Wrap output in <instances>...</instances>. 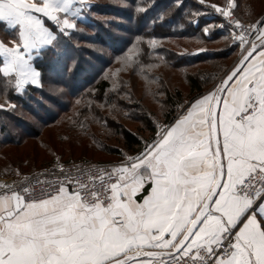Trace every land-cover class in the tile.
Masks as SVG:
<instances>
[{
  "label": "snow or ice",
  "instance_id": "6c2138e0",
  "mask_svg": "<svg viewBox=\"0 0 264 264\" xmlns=\"http://www.w3.org/2000/svg\"><path fill=\"white\" fill-rule=\"evenodd\" d=\"M93 7L0 0V29L11 36L0 39L3 92L42 85L36 61L61 56V38ZM206 7L222 19L205 35L227 31L239 49L232 66L177 102L171 119L153 120L134 154L105 168L56 157L50 169L0 182V264H264V15L242 21L232 0Z\"/></svg>",
  "mask_w": 264,
  "mask_h": 264
},
{
  "label": "rangeland",
  "instance_id": "374dc122",
  "mask_svg": "<svg viewBox=\"0 0 264 264\" xmlns=\"http://www.w3.org/2000/svg\"><path fill=\"white\" fill-rule=\"evenodd\" d=\"M147 1L146 3L145 0L135 1L136 15L144 12L146 9H153V6H157L159 3L163 4L167 0ZM170 1L173 2V0ZM193 1L200 9L203 8L204 11L210 10L206 5L213 4L210 3L213 0H205L204 5L200 4L199 0ZM104 2L105 0H102V3L92 0L94 7L87 17L83 19L82 23L92 24V18H95L96 22L101 23L103 28L107 29V34L113 37V41L120 42L119 45L122 48V42L131 38L124 34L120 25L124 23L125 29L130 30L131 25L133 26L134 24L116 18L111 19L108 16H97L95 11L108 12V9L103 5ZM250 2L255 13L254 17L258 19L264 15V0H250ZM224 3H218L217 5L222 6ZM138 7L142 9L139 12L137 11ZM229 10L234 13V10L230 8ZM209 14L208 17H210ZM234 15L236 16L235 13ZM242 21L249 22L243 19ZM142 40V38H139L131 42L125 47L121 55L113 56L111 52L107 51L106 48L100 47L98 43L94 44V46L83 45L84 50L79 49V52H76V56L89 52L98 57L105 56V61L108 64L103 72L102 78L107 80L110 85L102 94V99L98 98L92 90L89 92L86 91L84 95L82 93L81 95L70 94L71 91L80 88V82L83 78L82 73H79L80 69L78 71L73 64H71L69 73L75 78L72 79L67 73L63 79H60L62 85H55L53 84L54 82L50 81L51 83L42 82L41 87L36 89H27L26 93L19 95L24 96L22 98L23 100L25 99L24 103L9 100L6 97L3 98V96L0 97V103L7 101V106L4 109H0V126L3 125L6 131H8L6 132L7 137L18 139L20 143L18 146L6 147L2 150V157H0V180L17 178L21 174L36 172L42 167L52 165L56 157H60L62 162L68 163L80 161L83 163L87 161L90 163L99 162L110 164L119 161L122 159L121 151L125 153L130 152L125 151L120 137L112 135L111 131L114 130L112 125L114 123L117 126L122 125L126 127L133 133H136L137 136L149 137L150 133L144 130V126L142 129V123L133 122L134 116L138 115L136 113L139 111V105L147 107L152 114V120L160 119V110L155 103L154 93H152L153 89L150 90L153 83L149 84L139 69L140 62L138 58L141 52L137 44H141L143 42ZM61 41L65 45V43L73 42L74 39L71 36L62 37ZM96 41L95 38L92 40V42ZM174 42L176 43V41ZM64 45H59L57 51L60 53H69L70 49L66 48V46L64 47ZM147 46H150L149 42H147ZM196 50L198 49H193L190 53L193 54ZM201 50L207 51L208 49L201 47ZM238 51L239 49H237ZM48 54H50V60L56 63L57 56L52 52ZM236 54L231 60L226 61L227 69L236 60ZM125 57H128L127 63L124 62ZM86 58L89 65L95 63L89 57ZM60 59L59 64L62 66V61L65 58H62L61 61ZM58 69L61 70V67ZM89 69L88 67L86 71ZM168 69L165 67L162 71L167 76L171 88L178 86L183 94L186 95L184 92L186 85L184 84L183 78L174 75ZM74 79L77 80V85L73 84L75 83L73 82ZM76 101H79V103H76ZM13 104L15 108L11 107ZM21 104L24 106L27 105V107L25 106L27 110L24 111V106ZM60 104L62 106L67 104L64 109L65 113L62 112V109L60 110ZM113 105L115 106V110H113ZM48 114L52 116L58 114V119L54 122L53 120L50 121L49 117L46 118ZM46 119L50 121L47 124H45ZM82 119H86L87 121L81 124ZM76 121H79V123H76ZM105 121H107L106 125L104 123ZM88 123L91 124L90 128H84V126H89ZM19 127L21 130L18 134L16 130ZM28 130L29 133L31 131L34 132L32 138L28 137L27 134L25 136H18L23 135ZM2 137L0 136V139ZM64 137H68V139H64ZM116 151L118 154H115Z\"/></svg>",
  "mask_w": 264,
  "mask_h": 264
},
{
  "label": "trees",
  "instance_id": "16d2710c",
  "mask_svg": "<svg viewBox=\"0 0 264 264\" xmlns=\"http://www.w3.org/2000/svg\"><path fill=\"white\" fill-rule=\"evenodd\" d=\"M96 1L102 3V0ZM135 1L136 0H105L103 5L108 9V12L103 13L101 11H95L97 16H108L111 19L116 18L134 24L133 26L131 25L130 30L125 29L124 23L120 25L124 34L131 38L122 42V48L119 45L120 42L113 41V37L107 34V29L103 28L101 23L96 22L95 18H92V24L78 22L79 30L73 32L71 35L74 39L73 42L71 41L64 45L61 41L60 45H64V47L66 46V48L70 49L69 53H62L61 56L56 57L57 62L53 63L49 58V52H45L36 63L42 71V82L48 83L52 81L55 85L61 84L60 79H63L67 73L72 79L75 78L69 73L71 64H73L78 71L80 69L79 73H82L84 79L82 78L80 82V88L71 91L70 94L81 95L82 93L84 95L86 91L89 92L92 90L98 98L102 99V94L110 85L107 80L102 78L103 72L108 64L105 61V56L98 57L91 52H89L90 54L85 53L76 56V52H79V49L83 51V45L94 46V44L98 43L100 47L106 48L113 56L121 55L126 46L136 39L142 38L143 42L137 44L141 52L138 58L140 62L139 69L142 75L147 79V82L149 84L153 83L150 90L153 89L152 93H154V100L159 107L160 113L162 106L165 112L168 113L167 118L160 114V119H171L176 113L175 105L177 102L187 103L198 93H204L211 88L214 83L218 82L219 77L227 70L226 61L234 57L237 48H232L230 40L224 38L229 35L227 31L218 28L214 29L211 38L206 36L203 32V28L206 24L218 23L217 20L208 17L211 8L210 10L204 11L203 8L200 9L193 0H183V6L177 7L174 2L167 0L163 4L159 3L157 6H153V9H146L144 12H140V14L136 15ZM233 1L235 5L234 13L239 19L247 21L257 19L254 17L255 13L250 0ZM223 2H225V0H213L210 3L220 4ZM197 12L201 13V15L196 16L195 13ZM197 21H199V23H197ZM94 38L97 40L96 42H92ZM152 38L156 40L155 48H152L151 45L147 46V42ZM174 41H176V43ZM201 47H206L208 50L202 51ZM193 49L198 50L194 51L192 54L190 52L191 50L193 51ZM61 57L65 58L62 61V66L59 64V59ZM86 57H89L91 61L93 60L95 63L89 65ZM150 64L153 66L148 67ZM59 67H61V70L58 69ZM88 67L90 69L86 71ZM165 67L169 68L168 70L174 75L183 78L184 84L186 85V90L184 91L186 95L183 94L178 86H173V88H171L167 76H165L162 71ZM73 82H75L73 84L77 85V80L74 79ZM28 89L30 90L32 88L29 87ZM2 96L3 98H9V100L20 101L19 103H24L25 101V99H22L24 96H19L12 91L5 94L3 89L0 88V97ZM67 104L64 106L60 104L59 106L63 113H65L64 109ZM25 106L27 107V105ZM25 106L23 108L24 111L27 110ZM136 114L138 115H135L136 117L134 116L133 122L142 123V129L144 126V130L151 135L153 131L152 114L147 107L141 105H139V111ZM57 116L58 114L56 116L48 114L46 118L49 117V120H53L54 122L58 119ZM49 120L46 119L45 124H47ZM86 121V119H82L81 124H84ZM88 124L89 126H84V128L89 129L91 124ZM112 127L114 129L111 128V130H113L111 131L112 135L120 137L125 151L135 153L140 146L137 140V134L122 125L117 126L116 123H114ZM20 130L19 127L16 132L19 134ZM6 132H8L6 128L1 125L0 136L3 137L0 139V157H2V150L4 148L18 146L20 144L18 139L7 137ZM33 133V131L29 133L28 130L25 131L23 135L18 136H25L27 134L28 137L32 138ZM115 154H118V152L116 151ZM84 162L90 163L87 161Z\"/></svg>",
  "mask_w": 264,
  "mask_h": 264
},
{
  "label": "built area",
  "instance_id": "2783aa9c",
  "mask_svg": "<svg viewBox=\"0 0 264 264\" xmlns=\"http://www.w3.org/2000/svg\"><path fill=\"white\" fill-rule=\"evenodd\" d=\"M209 16H210V18L217 20V21H218V24L221 22V19H222V18H221V17L219 16V14L216 13L213 9L210 11ZM69 163H71V162H69ZM75 163H77V164H82V162H75ZM83 163H86V162H83ZM65 164H68V163H65ZM86 164H88V165H93V164H95L96 166H98V167H100V168H105V167H108V166H109L108 163H99V162H97V163H86ZM51 167H52V165H49V166H46V167H42L40 170H38V171H36V172H37V173H38V172H42V171H44L45 169H50ZM20 178H22V177L20 176V177H17V178L0 180V182H9V183H11V182L16 181V180H18V179H20Z\"/></svg>",
  "mask_w": 264,
  "mask_h": 264
},
{
  "label": "crops",
  "instance_id": "0c3cea01",
  "mask_svg": "<svg viewBox=\"0 0 264 264\" xmlns=\"http://www.w3.org/2000/svg\"><path fill=\"white\" fill-rule=\"evenodd\" d=\"M232 4H234V1L232 0ZM230 9H232V10H234L235 9V7L234 8H232V7H230ZM83 20H81V22H82ZM218 24V23H217ZM221 30V29H220ZM229 34V33H228ZM11 38V36H10V33L9 32H6V31H4V30H2V29H0V39H4V40H8V39H10ZM38 87H41V85L40 86H37V87H30V88H34V89H36V88H38ZM29 88V87H28ZM210 89V88H209Z\"/></svg>",
  "mask_w": 264,
  "mask_h": 264
}]
</instances>
